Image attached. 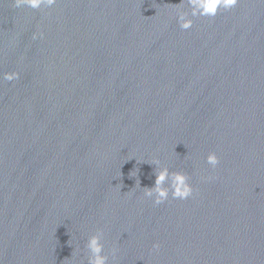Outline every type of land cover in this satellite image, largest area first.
<instances>
[{
  "label": "water",
  "instance_id": "obj_1",
  "mask_svg": "<svg viewBox=\"0 0 264 264\" xmlns=\"http://www.w3.org/2000/svg\"><path fill=\"white\" fill-rule=\"evenodd\" d=\"M180 11L0 0V264H264V0ZM156 160L193 195L144 196Z\"/></svg>",
  "mask_w": 264,
  "mask_h": 264
},
{
  "label": "clouds",
  "instance_id": "obj_2",
  "mask_svg": "<svg viewBox=\"0 0 264 264\" xmlns=\"http://www.w3.org/2000/svg\"><path fill=\"white\" fill-rule=\"evenodd\" d=\"M190 8L188 11H180L178 13V23L181 29L188 30L193 25L191 17H209L213 18L222 8L230 10L237 6L239 0H186ZM57 3V0H15L17 8L27 6L31 9L51 8ZM42 36V33L40 34ZM36 38V35L33 36ZM19 72L11 71L3 73L4 81H14L19 78ZM207 164L212 168H216L219 164V157L215 152H210L206 158ZM152 163L157 165L155 172V183L151 188H143L144 196L153 198L156 205H160L168 200L169 196L173 199L186 200L193 195L194 189L189 183V177L182 171H170L167 166H160L158 160ZM211 178V177H209ZM102 233L97 232L91 235L86 243V248L90 253L87 264H108V256L102 254L104 245L101 243ZM159 244H154V249H159Z\"/></svg>",
  "mask_w": 264,
  "mask_h": 264
}]
</instances>
